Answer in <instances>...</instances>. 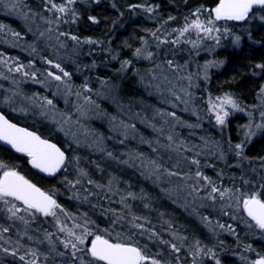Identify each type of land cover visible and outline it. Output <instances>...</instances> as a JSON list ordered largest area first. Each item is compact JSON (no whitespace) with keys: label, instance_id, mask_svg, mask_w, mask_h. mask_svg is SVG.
<instances>
[{"label":"snow or ice","instance_id":"snow-or-ice-1","mask_svg":"<svg viewBox=\"0 0 264 264\" xmlns=\"http://www.w3.org/2000/svg\"><path fill=\"white\" fill-rule=\"evenodd\" d=\"M82 2L84 0H60V2L41 0V11H35L27 0H0V9H3L6 15H14L23 21L27 33L33 38L32 42L27 44L28 55L33 59H30L27 65L14 59V67L8 66V72L19 73L23 79L11 80L13 88L4 89L5 95L0 99V107H7L11 112L25 118L41 117L54 125L57 132H62L66 138H70L69 147L73 144L76 148L86 147L128 168H140L141 176L146 180H153L157 186L161 183L173 185L169 189L161 188L162 192L169 195L176 193L177 196L184 193L186 197H191V203L195 204L199 201V207H211L213 211L217 210L216 206L219 204L218 211L221 215L228 216L232 220L239 218L249 229L255 227L264 234V182L260 183L257 189L251 186L249 180L241 176L243 185L249 187L235 185L224 187L222 183L218 184L202 170V167H214V165L205 162L202 166L200 157L218 154L219 160L225 161L226 153L220 142L200 137L202 145L189 144L179 138V133L175 131L177 126L188 129L201 126L199 123L201 117L195 107L196 96L192 89L200 87L198 83L200 80L207 83L210 80V69L219 68L224 61L206 60L202 65L197 64L195 72L190 70L189 61L179 64L173 59H164L156 63L154 61L156 53L150 50L149 39L141 37V46L136 47L131 54L133 59L121 61L120 71H128L133 66V60L153 63L154 67L147 69L151 81L145 86L154 88L161 97L167 92L172 99L167 101L162 99L161 103L167 102L171 109L183 105L181 110L190 112L196 118V123L181 119L175 111L156 108L153 119L159 117L163 125L171 122V130L165 135L167 143L162 144L159 138L153 141L145 140L140 136V143L147 144L151 152L156 154L155 158L145 156L143 152L126 151L120 154L124 157L120 159L105 147V139L112 140L113 135L105 137L103 133L89 131L82 123L93 118L90 113L96 112L99 115L100 105L93 96L106 99L107 96L102 90L108 86V82L100 81V88L95 90L87 78L78 86L74 85L73 73L65 67L66 63L77 64L74 57L80 55L82 45L102 43L88 37L81 39L71 31V25L77 24L80 19L77 5ZM92 2L98 4L100 0H92ZM112 7L115 8L116 5L113 4ZM158 7L145 0L144 3L131 4L128 10L140 9L152 17L157 13ZM88 19L93 24L98 23L95 16L89 15ZM176 19L177 17L169 15L154 30H146L156 41L157 49L162 45L179 47L183 44L189 45L195 54L199 55V50L204 47L205 41L211 42L205 49L211 53L215 48L222 46L223 40H230L231 44L238 48L242 36L236 34L233 29L237 26L243 28L244 25L256 20L264 23V0H207L206 3L190 9L183 17L181 25L170 27L169 30L166 26H170ZM34 24L35 29L32 27ZM63 25H68L69 28L65 29ZM5 29L11 32L14 39H25L21 32L0 24V31ZM244 30L248 32V39L251 40V32ZM2 56L3 53H0V57ZM116 58L115 55L112 56V59ZM37 59L47 65L43 72L36 68ZM0 64H7V60H0ZM92 67H95V63ZM257 74H264V63L255 64L252 75ZM134 75L139 73L136 72ZM8 79V76L0 73V80ZM29 80L39 84L45 92L50 93L52 98L36 92L30 95L26 93L21 88V84ZM140 80L143 83V75H140ZM58 95L63 96L65 105L69 104L70 97L75 96V102L71 105L74 111H60L54 102ZM256 98L261 108L259 123H254L252 112L242 107L239 99L232 92H225L215 99L209 96L207 100V110L214 116L217 126H226L228 117L236 112L245 113L249 117L248 123L242 126L244 139L234 145L230 140L228 141V150H234L235 156L239 159H247L244 155L245 143L251 142L258 133H264V85L259 88ZM135 116L139 118L140 114L135 113ZM117 121V116H110L109 133L119 137L117 143L123 145L130 138H136L135 123L125 122L123 119L118 123ZM140 122L152 128L154 132L164 134L163 126L158 128L146 118H140ZM74 128L83 131L78 132ZM80 135L91 139L82 142ZM0 142L26 157L31 168L40 173L47 176L63 173L62 183L66 184L73 193L69 199H75L82 204H91V198L102 193L103 198L110 204L120 205L119 211L112 207L105 210L111 215V219L108 220L107 226L100 227L88 212L80 213L77 210L73 213L65 208L58 202L55 191H46L38 187L18 171L15 163L10 164L0 160V216L6 221L0 223V252L17 259L20 264H49V262L57 264V257L60 258L59 264H174L173 260L161 259L162 252L150 254L148 245L141 244L137 239L139 236L146 237L154 244L166 245L170 253L175 255V264H180L179 254L185 248L188 237L172 231L171 239L166 240L161 238L154 228L146 227L151 223L150 220L146 216L137 214L130 203L140 200L145 209L150 208V204L146 202L148 196L143 189L140 193H136L131 190V184H128L127 189L122 191L120 177L111 172L107 174L106 182H100L93 178L87 167L81 165L82 157L75 154V151L69 156L62 146H58L42 132L18 125L2 111H0ZM210 144L212 147H209ZM161 150L168 154L167 159ZM169 161L171 164L168 163ZM91 164L95 165L98 173L105 172L96 161H91ZM235 167H240L239 163ZM70 168L75 173L72 179L67 175ZM216 175L222 181V171H218ZM117 196L118 200L112 199ZM91 207L95 208L97 205L91 204ZM193 212H196L195 208ZM200 220L214 236L219 235L216 232L217 228L233 235L237 238L239 246V237L232 224L226 225L219 220L214 224L212 219L205 215L200 216ZM68 221L72 222L71 226L68 225ZM171 227L172 225L169 224V228ZM220 243L223 244L224 241L221 240ZM243 251H253L251 244L245 243ZM188 252L192 256V264H197V257L201 256L215 260V264H221L216 258L214 249L202 245L199 239L192 241ZM240 259L247 258L241 256ZM248 264H264V254L257 253V258L249 261Z\"/></svg>","mask_w":264,"mask_h":264},{"label":"trees","instance_id":"trees-1","mask_svg":"<svg viewBox=\"0 0 264 264\" xmlns=\"http://www.w3.org/2000/svg\"><path fill=\"white\" fill-rule=\"evenodd\" d=\"M60 2V0H58ZM145 0H100L98 4L93 3L92 0H84V2L77 5V9L80 14V19L75 25H71V31L79 35L81 39L92 38L99 40L102 43L100 45H82L80 48V55L74 57L77 60V64L66 63L65 67L68 71L73 73L74 85L81 84L85 78L89 80L93 89L100 88V81H107L108 86L102 91L105 92L107 98H96L100 105L98 110L102 113L100 120L95 123V131L103 133L105 137L113 135L112 140H106L105 147L108 151L113 152L118 158L123 159L120 154L126 151H138L143 152L145 156H151L155 158L146 147H141L137 143H131L126 141L121 145L117 143V139L114 133H109V119L110 116L118 115L117 111H125L127 109L132 110L135 113L144 112L141 116L147 120H152L153 111L156 108L166 110L165 107L156 100L151 94V91L143 87L140 80V75L144 76V81L147 83L150 76L147 74V69L154 67V64L145 60H133V66L126 72L120 71L121 61L125 59H133L132 52L136 47L141 46L140 38L146 37L149 39L150 50L154 51V61L156 63L162 62L164 59H173L179 64H184L185 61L192 60V64H204L206 60H223L224 63L219 68L210 69V80L205 83L200 80V87L197 88L196 96L205 99L207 95L215 99L217 96L223 95L225 92H232L240 101L242 107H246L248 112H252L253 116L255 112L259 110V101L256 98V94L259 91L261 85H264V74L252 75L255 64L264 63V23L259 20L252 21L251 24L244 25L243 28L237 26L233 29L236 34L242 36L240 47H235L231 44L230 40H223L222 46L215 48L209 58L208 51L203 52L211 42L205 41L204 47L199 50V55L195 54L189 45H180L179 47H173L171 45H162L160 49L156 48V41L153 40L146 30H154L163 20H166L169 15L177 17V19L171 22L167 28L176 27L183 23V17L189 13L190 9L195 8L199 4L206 3L207 0H147L149 4L158 5L157 13L152 17L142 12L140 9L129 11V6L134 3H144ZM27 3L35 11H41V0H27ZM116 7L113 8L112 5ZM1 10V9H0ZM3 10V9H2ZM123 13V15H121ZM47 15V13H44ZM95 16L98 23L93 24L88 16ZM0 24L7 25L8 28L21 32L25 37L22 41V45H17V48H23L26 53L16 49L14 45L10 46L7 43L4 44L3 38H0V53H3L13 60H19L22 64H28L32 57L28 56V50L25 47L26 40L32 37L25 31V28L20 19H14L11 15H4L0 12ZM68 29V25L62 26ZM247 29L252 34V39H248ZM4 32H9L7 29ZM26 32V33H25ZM11 33V32H10ZM1 35V33H0ZM174 38V37H169ZM20 41V40H17ZM70 43V42H69ZM117 58L114 60L112 56ZM95 63V67H92ZM36 68L43 71L47 68V65L42 64L38 59L35 61ZM78 66V70H77ZM138 72L139 75H134ZM207 96V98L209 97ZM200 101V103H201ZM256 105L257 107H253ZM0 111L6 114L13 122H16L20 126H27L30 129L38 130L42 132L46 137H49L58 146H62V149L71 156L75 151V154L80 155L81 165L87 167L92 174L93 178L100 182H106V177L109 172L118 175L120 177L121 190L127 189V185L131 184V190L140 193L143 189L144 193L148 196L147 203L150 204L149 209L143 207V202L140 200L130 201L133 205V210L139 214L146 216L150 220V224L146 227L154 228L158 232L161 238L169 240L171 239L170 232L176 231L179 234L186 235L188 241L185 244V248L181 250L179 254L180 264H192V256L188 252V247L191 245L194 239H199L201 242H205V236L197 232L196 219L190 214L189 209L183 208L179 202L175 200V196L162 192L161 188H166L167 185L160 184L157 186L152 180H146L140 174L139 168H128L127 166L118 164L116 161L110 160L102 153L95 152L86 147L76 148L73 144L69 147L70 143H65L63 134L57 132L52 126L45 127L41 123L34 121L22 122L19 119L12 116V114L4 107H0ZM178 116H181L178 113ZM140 116V117H141ZM188 118V117H187ZM184 119V118H181ZM136 119L134 123L136 124ZM158 120V117L155 119ZM187 121V120H185ZM192 123L190 120L188 121ZM200 123V122H199ZM248 123L247 115L242 112H236L229 116L226 126L222 130L218 131L214 126L208 123H200V129L196 134L200 137H205L210 141H219L222 145L225 153V161H221L216 156L203 155L200 157L201 164L205 162L211 163L214 167H202V170L206 175L215 178L216 173L222 171L223 175H233L235 181H224V187H232L233 185L245 188L242 180L245 179L251 182V186L259 188L260 183L264 182V133L254 139L244 149V155L247 159H242L240 162H235L232 157L234 151H229L228 141L234 145L242 141L243 136L242 126ZM94 124V123H93ZM163 121L160 120L158 126H162ZM141 130H146L141 128ZM143 132V131H142ZM51 133V135H49ZM144 133V132H143ZM145 134V133H144ZM181 138L189 140L192 137H185L181 135ZM195 140V139H194ZM192 139V141H194ZM197 145H202L201 139L197 138L195 141ZM209 147H212L211 144ZM215 151V149H213ZM0 160H5L8 163H15L18 166V171L25 175L38 187L43 190H52L57 193V200L65 208L73 213L77 210L80 213L88 212L89 216L97 222L100 227H105L108 224V220L111 219V215L106 213L105 210L109 207L120 210L119 204H110L103 198V194H99L96 197L91 198V204H96L97 207L92 208L91 204H82L75 199H69L72 196V191L68 189L66 184L62 183L64 174L58 173L54 178H44L38 170L32 169L31 165L27 163V158L9 151L8 149L0 146ZM91 161H96L102 168L105 169L103 174L98 173L95 169V165L91 164ZM171 164L170 162H168ZM240 167H235L236 164ZM69 179H72L75 175L73 169H69L67 173ZM217 183L220 181H216ZM227 184V186L225 185ZM170 187V186H169ZM94 190V189H93ZM95 191V190H94ZM112 199L118 200L119 197H112ZM103 213V214H102ZM163 213V215H161ZM107 217V219H106ZM195 220H193L192 218ZM213 219V218H211ZM246 219V217H245ZM236 221V222H235ZM234 223L226 221L223 223H232L238 234L240 244H237V238L229 234L222 235L219 233V238L215 244L218 248L215 251L216 258L220 260L221 264H248L249 261L257 258V253L264 254V234H262L255 227L249 229L247 225L239 218ZM167 222V223H166ZM0 223H6L2 216H0ZM71 226V221L67 222ZM169 224L172 225L169 228ZM196 224V225H195ZM15 238V237H13ZM141 244H147L150 254H154L159 251L163 253L160 257L163 260H173L175 264V255L170 253V250L166 245L154 244L147 240L146 237H137ZM224 243L221 244L220 241ZM251 244L253 251L244 252L243 245ZM0 264H20V262L7 256L3 252H0ZM244 256L247 259L241 260L240 257ZM57 264H59L60 258L57 257ZM200 261V263H198ZM213 264L206 257H197V264ZM51 264V262H49Z\"/></svg>","mask_w":264,"mask_h":264},{"label":"rangeland","instance_id":"rangeland-1","mask_svg":"<svg viewBox=\"0 0 264 264\" xmlns=\"http://www.w3.org/2000/svg\"><path fill=\"white\" fill-rule=\"evenodd\" d=\"M0 12L1 13H4V15H6L5 14V12H4V10H0ZM12 16V18H14V19H17L16 18V16H14V15H11ZM40 22H39V20H37V24H39ZM22 24H23V26H24V23H23V21H22ZM32 27L35 29V27H36V25L34 24V25H32ZM25 28V27H24ZM25 31H26V29H25ZM27 32V31H26ZM25 32V33H26ZM0 33H1V35H0V38H3V42H4V44L5 43H7L8 45H10V46H12V45H14V47L16 48V49H18V50H20L21 52H23V53H26L27 54V52L23 49V48H17V45H22V41H24V39L23 40H20V41H17L16 39H14V37L11 35V33L10 32H4V31H0ZM30 36H31V34L30 33H28ZM32 37V36H31ZM33 39V38H32ZM32 39H30V38H28V40H26V43L24 44L25 45V47L27 48V44L28 43H31L32 42ZM204 53L206 52V50H204L203 51ZM210 55L211 56H213L212 54H210V53H208V55L206 56L207 58H209L210 57ZM29 56V55H28ZM30 57V56H29ZM0 60H7V64H0V73H2V74H4V75H6V76H8L9 77V79L8 80H0V99H2V97H3V95H5V92H4V89H11V88H13V85L11 84V80L12 79H17V80H20V79H23V77L21 76V74H19V73H15L14 71L13 72H8V66L9 65H12L13 67H14V60L12 59V58H10L9 56H7V55H5V54H3V56L2 57H0ZM190 62V70L192 71V72H195L197 69H196V64H192L193 63V61L192 60H190L189 61ZM24 65H27V64H24ZM48 70H51V71H55V69H48ZM43 71H44V69H43ZM42 70H41V72H43ZM151 81V77L149 78V81L147 82V83H145V82H143L142 84H143V87H146L145 85H147L149 82ZM175 82V81H174ZM200 81H198V83H199ZM152 83H156V82H152ZM180 83H186V82H180ZM21 88L26 92V93H28L29 95L30 94H32L33 92H36V93H40L41 95H49V97L50 98H52L51 97V95H50V93L49 92H45V90L39 85V84H36V83H32L30 80L27 82V83H24V84H21ZM147 88V87H146ZM147 90H149V91H151L150 93L156 98V100L159 102V104H161V105H163L164 107H165V109H166V111H168V110H171V111H175L176 113L178 112V113H180L181 114V116H179L180 118H184L183 120H187V121H191L192 123H196V118L194 117V116H192L191 114H190V112H183L181 109H182V107H183V105H178V107L176 108V109H171L170 108V106H169V104L167 103V102H165V103H161V100L163 99V100H165V101H167V100H170V99H172L171 97H169L168 95H167V92H165V95L163 96V97H161V96H159L157 93H156V90L154 89V88H147ZM52 91H55V89H52ZM192 91L195 93V96H196V91H197V88H194V89H192ZM207 96H209V95H207ZM207 96L205 97V99L203 100V101H201L202 100V98H199V97H197L196 96V100H195V107H196V110H197V112H198V114L200 115V117H201V119H200V123H210L212 126H214L218 131H220V130H222L223 129V127H220V126H217L216 124H215V119H214V116L211 114V113H209L208 112V110H207V100H208V98H207ZM95 100H97L96 98H94ZM201 99V100H200ZM69 104L68 105H65V103H64V99H63V96L62 95H58L56 98H55V100H54V102L56 103V105H57V108L60 110V111H69V110H71V111H74V109H72V107H71V105H72V103L73 102H75V96H72V97H70L69 98ZM200 101H201V103H200ZM97 103H98V100H97ZM178 103V102H177ZM6 110H8L11 114H12V116L13 117H15V118H17V119H19L20 121H22V122H24L25 120L24 119H26V121H35V122H37V123H41L42 124V126H45V127H53L54 129H55V126L54 125H52L49 121H47V120H44L43 118H41V117H32V116H29V117H27V118H25V117H22V116H20V115H18L17 113H13V112H11L7 107H4ZM258 108H259V110L258 111H256L255 112V115L256 116H253L252 118H253V121H254V123H259L260 121H261V118H260V111H261V108L259 107V104H258ZM99 112V111H98ZM144 112H142L141 111V113H140V116L143 114ZM153 114H154V111L152 112ZM117 114L118 115H115V116H117L118 117V121H117V123L119 122V120L120 119H123L125 122H129V123H134V121L136 120V119H139V120H137L136 121V133H135V135H136V138L135 139H129L128 141L129 142H131V143H137L138 145H140L141 147H146L147 148V150L149 151V152H151V149L148 147V145L147 144H142V143H140V136H143L144 138H145V140H155L156 138H159L160 139V142L162 143V144H164V143H167V141H166V139H165V135L171 130V122L168 124V125H162L163 127H164V134H158V133H156V132H154L153 130H152V128H150V127H148V126H146V124H144V123H141L140 122V118H142V116L141 117H136L135 116V112H133L132 110H129V109H127V110H125V111H121V110H118L117 111ZM90 116H92L93 118L92 119H90V120H84V121H82V123L85 125V127L89 130V131H95V127H96V125H95V123L96 122H98L99 120H100V115L102 116V113H100L99 112V115H97L96 114V112H93V113H90L89 114ZM178 115V114H177ZM154 116V115H153ZM188 117V118H187ZM229 118V117H228ZM161 119L158 117V120L156 121L155 119H153L152 118V120H147V121H149L150 123H155L156 124V126L159 128V127H161V126H158V123H159V121H160ZM247 120H249V117L247 116ZM94 123V124H93ZM141 128H144V129H146V130H141ZM201 127H199V128H196V129H188V128H184V127H179V126H177V128L175 129V131L176 132H178L179 133V138H181V135H184L185 137H192V139L194 140V141H192V139H189V140H186V139H184L186 142H188L189 144H196L195 143V141H197V138H199L200 139V136L198 135V134H196V132H197V130H199ZM74 130H77L78 132H82L83 130H80V129H77V128H74ZM145 133H143V132ZM96 132V131H95ZM194 133V134H192V135H190L189 133ZM59 133H61V134H63L62 132H59ZM261 135V133H258L255 137H253L252 138V140H251V142L254 140V139H256V138H258L259 136ZM63 137L65 138V143H71V141H70V138H66L65 136H64V134H63ZM79 138L81 139V141L83 142L85 139H88V140H90L91 139V137H84L83 135H80L79 136ZM183 139V138H182ZM241 139L243 140L244 139V137L242 136L241 137ZM251 142H247V143H245V148H246V146L248 145V144H250ZM104 143H106V140H105V142ZM244 148V149H245ZM234 151V150H233ZM161 152L163 153V150H161ZM152 153V152H151ZM153 155H156L155 153H152ZM164 154V156H165V159H167V153H163ZM232 155V157L235 159V162H240L242 159H239V158H237L236 156H235V154H234V152L231 154ZM201 157H203V155L201 156ZM170 162V161H169ZM171 163V162H170ZM140 169V168H139ZM185 170H187V168L185 167ZM142 171V169H140V172ZM232 178H234L233 177V175H227V174H225V175H223V179H222V181L218 178V177H215V178H212L213 180H215V181H220V182H218V184H220V183H222L223 184V182L224 181H231L232 183H233V181H235V179L233 180ZM153 181V180H152ZM161 184H163V185H167V187L165 188V189H169V188H172L173 187V185H171V184H168V183H161ZM226 186H227V184H225ZM170 186V187H169ZM258 189V188H257ZM169 195V194H168ZM171 197H174L175 198V200L177 201V202H179L180 204H181V206L183 207V208H186V209H189V212H190V214L195 218V219H197L196 221H195V223L197 224H195L196 225V229H197V232L198 233H202L204 236H205V242H201L202 243V245H204V246H207V247H211V248H213L214 250H216L217 248H218V245L217 244H215L216 243V241L218 240V236H214L212 233H210L209 231H208V229L207 228H205L204 227V225L202 224V222H201V220H200V216H202V215H205V216H209L210 218H213L212 219V221H213V223L215 224V222H216V220H219L220 221V223H223V221H224V219L226 218V221H231L232 223H234V221L235 220H232V219H230V217H228V216H224V215H221L220 214V212L218 211V208H219V204H217V206H216V208H217V210L216 211H213V209L211 208V207H204V208H201V207H199V201H197L195 204H193V203H191V197H186V194H184V193H181V194H179V196H177V194L176 193H172L171 195H170ZM193 208H195L196 209V212L194 213L193 212ZM231 222H229L228 224H232ZM236 222V221H235ZM216 232L217 233H220V234H222V235H225V234H229V233H227V232H224V231H222V230H220V229H216ZM231 234H229V236H230ZM233 236V235H232ZM0 257H2L1 255H0ZM203 258H205L206 259V256H202ZM211 261H214L213 262V264H215V260H213V259H210ZM198 263H200V261H198Z\"/></svg>","mask_w":264,"mask_h":264},{"label":"water","instance_id":"water-1","mask_svg":"<svg viewBox=\"0 0 264 264\" xmlns=\"http://www.w3.org/2000/svg\"><path fill=\"white\" fill-rule=\"evenodd\" d=\"M0 146L1 147H4V148H6V149H8L9 151H11V152H13V153H16L13 149H11V147L10 146H8V145H5L3 142H0ZM16 154H18V155H21V154H19V153H16ZM40 173V172H39ZM44 178H47V179H52V178H54L55 176H47L46 174H44V173H40ZM58 174V173H57Z\"/></svg>","mask_w":264,"mask_h":264},{"label":"bare ground","instance_id":"bare-ground-1","mask_svg":"<svg viewBox=\"0 0 264 264\" xmlns=\"http://www.w3.org/2000/svg\"><path fill=\"white\" fill-rule=\"evenodd\" d=\"M197 220V219H196ZM203 224V223H202Z\"/></svg>","mask_w":264,"mask_h":264}]
</instances>
